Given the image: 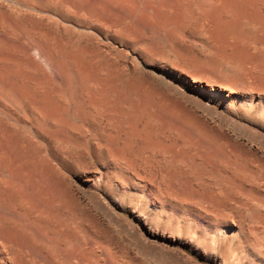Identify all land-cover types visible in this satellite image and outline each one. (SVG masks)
<instances>
[{"label": "rangeland", "instance_id": "374dc122", "mask_svg": "<svg viewBox=\"0 0 264 264\" xmlns=\"http://www.w3.org/2000/svg\"><path fill=\"white\" fill-rule=\"evenodd\" d=\"M53 1L0 0V264H264V0Z\"/></svg>", "mask_w": 264, "mask_h": 264}, {"label": "bare ground", "instance_id": "6f19581e", "mask_svg": "<svg viewBox=\"0 0 264 264\" xmlns=\"http://www.w3.org/2000/svg\"><path fill=\"white\" fill-rule=\"evenodd\" d=\"M25 1V0H24ZM31 1V0H30ZM35 1V0H34ZM38 1V0H37ZM44 2H42L41 4L39 3L40 6H42V9L44 7V10L48 12L47 8L45 7H51V8H54L53 10L57 9L58 8V11L59 12H62L64 14H67V16L65 17H69L71 16V19L72 17L76 20H79L78 23L80 22H83L85 26H92L93 24V21L88 18L85 14H79L78 12V8L75 7V8H72L71 6L67 5V4H62L61 2L59 1H53V2H48L49 0H43ZM21 2V1H20ZM36 3V2H35ZM30 5H33L30 4ZM38 4H36L37 6ZM28 6V5H27ZM35 5L33 6L34 8L36 7ZM38 7H36L37 9ZM41 9V7H40ZM60 9V10H59ZM7 10V9H6ZM8 11V10H7ZM13 11V10H12ZM11 11V12H12ZM9 12V11H8ZM24 13V12H22ZM58 13V12H57ZM61 13V14H62ZM10 14V12H9ZM15 14V13H14ZM21 14V13H20ZM26 14V13H25ZM29 14V13H28ZM35 14V13H34ZM15 15H19V14H15ZM14 15V17H15ZM22 15V14H21ZM10 16V15H9ZM20 16V15H19ZM24 16V15H23ZM23 16H21V18H23ZM27 16V15H26ZM63 16V15H62ZM114 16V15H113ZM11 17H12V14H11ZM18 18V16H16ZM127 17V16H126ZM26 18V17H25ZM24 18V19H25ZM29 18V17H28ZM27 18V19H28ZM70 18V17H69ZM16 19V18H15ZM20 19V18H18ZM30 19H31V16H30ZM33 19V18H32ZM50 19V18H49ZM47 18H44V17H41V20H43L44 22H46L45 24L47 23H54L52 20H49ZM124 19V20H123ZM118 17L117 15H115L114 18H101V23H100V28H101V31H103L104 33H109V32H112L114 35L118 36L120 35L121 31L122 30H126V28L129 26V23L130 21H128L127 19H125L124 17ZM129 19V18H128ZM21 20V19H20ZM23 20V19H22ZM74 20V21H75ZM16 22V20H14ZM27 21V20H26ZM21 22V21H20ZM25 22V21H24ZM29 22V21H28ZM34 22V21H33ZM42 22V21H40ZM82 23V24H83ZM96 23V22H95ZM132 23V22H131ZM58 24V23H57ZM50 25V24H49ZM55 26V25H54ZM5 28V27H4ZM7 28V27H6ZM9 28V27H8ZM41 28V27H40ZM39 28V29H40ZM31 29V28H30ZM64 29V28H63ZM97 29V28H96ZM248 29V28H247ZM29 30V29H28ZM53 30V29H52ZM12 31V30H11ZM32 31V30H30ZM30 31H25V32H20L18 31V33H15V34H12L13 35V38H14V41L15 42H18L21 46L23 45V49L24 48V45L26 46V44H29V45H32L33 43L36 42V34H34L33 32H30ZM14 32V31H13ZM30 32V33H29ZM55 32V31H54ZM128 32V31H127ZM7 33V32H6ZM40 33V32H38ZM11 34V33H10ZM64 34V33H63ZM12 35H9L12 37ZM28 35V36H27ZM79 35V34H78ZM40 36V34H39ZM10 38V37H9ZM8 38V40H9ZM106 38V37H105ZM122 40V39H121ZM124 40V39H123ZM26 43V44H25ZM39 43V41H38ZM111 43V42H109ZM36 44V43H35ZM129 44V43H128ZM28 45V46H29ZM38 45V44H37ZM117 45V44H116ZM131 46V45H130ZM30 49V48H29ZM113 50V49H112ZM38 51V49H37ZM105 51V50H104ZM108 51V50H107ZM110 52V51H109ZM119 52V51H118ZM117 55V54H116ZM118 56V55H117ZM121 57V56H120ZM114 58V57H113ZM256 90V88H255ZM255 92V91H254ZM212 98H215L218 102H223L224 101V95L221 94V93H217V92H212L211 95H210ZM23 100V99H22ZM262 101V100H261ZM260 101V102H261ZM24 102V101H23ZM225 102V101H224ZM253 100L250 99V101L248 100V102H240L239 105H238V109H245V110H248L250 111L251 110V106H253L254 104H252ZM263 102V101H262ZM263 104V103H262ZM19 105L20 104V101H19ZM18 105V106H19ZM24 106V104H22ZM226 105H229L228 102H226ZM264 105H261V109ZM23 109V108H22ZM25 109V108H24ZM250 109V110H249ZM264 109V108H263ZM27 110V109H26ZM264 111V110H263ZM25 112V111H24ZM101 123V122H100ZM98 122V124H100ZM103 124V123H102ZM106 125V123L104 124V126ZM108 126V125H107ZM79 127V126H78ZM107 128V127H106ZM105 128V129H106ZM26 130V129H25ZM23 131V130H22ZM107 131H109V129H107ZM24 134V133H23ZM112 130L110 132H108V134L106 135V138H107V143L108 141L110 140V138L112 137ZM28 138V137H27ZM104 141V143H105ZM113 142V141H112ZM111 142V143H112ZM106 143V145H108ZM110 143V142H109ZM105 145V146H106ZM112 145V144H111ZM100 147V146H99ZM107 147V146H106ZM105 147V148H106ZM109 147V146H108ZM104 148V147H103ZM73 149V148H72ZM223 150V149H222ZM111 151V150H110ZM256 154V153H255ZM227 156V155H226ZM120 158V157H119ZM228 159V158H227ZM231 159V157H230ZM232 160V159H231ZM148 162V161H147ZM237 162V161H236ZM236 162H231V163H236ZM226 163V162H225ZM224 163V164H225ZM230 163V161H229ZM223 164V165H224ZM237 164V163H236ZM240 165H238V168H233L234 169V173L236 175H240L241 177H244L242 182L247 185V186H250L251 188L250 189H247L246 192H248V194L246 195V198L245 200L243 199H239V200H236L234 204L232 205H236L235 206V209H239L240 207H245V208H248V209H251V211H256L258 214L259 213H262L263 211V216H264V190L261 191V189H263L262 187L264 186V174L262 173V170H260V166L259 164L256 166L254 164V162H252V164L254 165H247L248 163H239ZM245 165V166H242V165ZM229 165V164H228ZM227 165V166H228ZM231 165V164H230ZM234 165V164H233ZM247 165V166H246ZM197 166V165H196ZM225 166V165H224ZM242 166V167H240ZM256 166V167H255ZM199 167V166H198ZM232 166H230L231 168ZM237 167V166H236ZM146 168V167H145ZM225 170V169H224ZM229 170V169H228ZM238 171V172H237ZM240 171H243V172H240ZM228 172V171H227ZM230 172V171H229ZM210 174V173H209ZM257 174V175H256ZM224 175H225V172H224ZM216 176V175H215ZM233 176V175H232ZM213 177V176H212ZM218 181V180H217ZM216 182V181H215ZM223 183H217V186L219 185H222ZM217 191H223L225 190L224 187H217ZM246 192H243V193H246ZM242 209V208H241ZM231 210V209H230ZM246 210V209H245ZM240 211V210H239ZM238 211V212H239ZM240 214V213H239ZM256 214V213H255ZM260 215V214H259ZM262 215V214H261ZM243 219V218H242ZM264 220V219H263ZM218 235V234H217ZM214 238V237H213Z\"/></svg>", "mask_w": 264, "mask_h": 264}]
</instances>
